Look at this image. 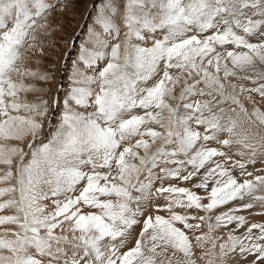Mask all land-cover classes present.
<instances>
[{
  "label": "snow or ice",
  "instance_id": "6c2138e0",
  "mask_svg": "<svg viewBox=\"0 0 264 264\" xmlns=\"http://www.w3.org/2000/svg\"><path fill=\"white\" fill-rule=\"evenodd\" d=\"M67 7L0 0V264H264V0Z\"/></svg>",
  "mask_w": 264,
  "mask_h": 264
},
{
  "label": "rangeland",
  "instance_id": "374dc122",
  "mask_svg": "<svg viewBox=\"0 0 264 264\" xmlns=\"http://www.w3.org/2000/svg\"><path fill=\"white\" fill-rule=\"evenodd\" d=\"M62 2L67 3L68 7L64 11H60L58 9L57 12L54 13L53 16L51 17L53 28L55 30L53 31L52 36L45 38V49L48 52V55L43 58L45 64H47L48 61H51V63L56 64L57 67H59V61L56 60V57L55 55H53V53H58L60 52L61 49L66 50L63 40H67L68 36L75 35L76 33L82 32L85 30V27L90 23V20L88 19V9L90 8L92 4V0H62ZM117 22L119 23V20ZM62 37H63V40H62ZM53 40L55 41L54 43L52 42ZM34 63L35 62H33V65ZM57 78L60 79L61 74L58 73ZM38 86L41 88L48 87L47 85L43 83H40ZM40 95L47 97L48 93L29 94L27 98L29 101H33L35 96H40ZM257 164H260V163L258 162ZM260 167L261 165L258 168ZM258 174H264V173H258ZM181 186H188V185L185 184ZM6 198L7 197L2 198V199H6ZM13 213H14V210L6 209L3 212H0V215H11ZM192 214L204 215L201 212H195V211H193ZM244 214H249V213L247 212ZM253 214L257 216L254 212ZM259 220H262V218L261 219L259 218ZM10 226L11 225H0V235H3L5 231L11 230ZM200 231L206 232L204 228H201ZM201 264H204V263L201 262Z\"/></svg>",
  "mask_w": 264,
  "mask_h": 264
},
{
  "label": "bare ground",
  "instance_id": "6f19581e",
  "mask_svg": "<svg viewBox=\"0 0 264 264\" xmlns=\"http://www.w3.org/2000/svg\"><path fill=\"white\" fill-rule=\"evenodd\" d=\"M257 166L259 167L260 166V164H257ZM257 166H255V167H257ZM257 167V168H258ZM249 171H253V168L251 167V166H249V169H248ZM159 203H163V201H158ZM257 208H258V206H257ZM177 211H180L181 213L183 212V210L182 209H176ZM254 213H256V211H257V209H253L252 210ZM9 212V211H8ZM11 213V212H10ZM9 213V214H10ZM202 213V212H201ZM244 213H247V212H242V213H240L241 215H245L246 216V218L248 219V221L250 222V223H258V222H264V219H263V217L264 216H261V215H258V214H256L257 216H255L254 214H244ZM14 214V213H13ZM161 215H167V213L166 212H161L160 213ZM204 214V213H203ZM252 215H253V217H252ZM259 218L261 219L262 218V220H259ZM193 223L195 222V221H192ZM9 227V226H8ZM11 228V230L12 229H14L15 228V226L14 225H11L10 226ZM202 228H204L206 231H207V225L206 224H204L203 226H202ZM243 229H240V231H238L236 234L237 235H240L243 231H242ZM137 231H139V229H137ZM227 231V229H223V230H218V235H223L225 232ZM242 231V232H241ZM189 235L191 236L192 234L191 233H189ZM194 242V241H193ZM194 251H195V258L197 259V264H201V262H203L204 264H205V261H206V259L207 258H205V260H200L199 259V257H200V255H201V252H202V250L201 249H199V248H195L194 249ZM178 256H179V254H178Z\"/></svg>",
  "mask_w": 264,
  "mask_h": 264
}]
</instances>
